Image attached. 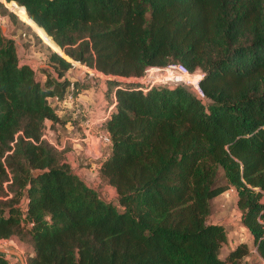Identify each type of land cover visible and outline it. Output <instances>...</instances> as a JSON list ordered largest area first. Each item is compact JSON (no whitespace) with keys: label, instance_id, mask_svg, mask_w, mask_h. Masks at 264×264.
I'll return each instance as SVG.
<instances>
[{"label":"trees","instance_id":"obj_1","mask_svg":"<svg viewBox=\"0 0 264 264\" xmlns=\"http://www.w3.org/2000/svg\"><path fill=\"white\" fill-rule=\"evenodd\" d=\"M6 4L0 17L19 34L0 25V239L26 243L27 264H246L248 244L222 258L227 230L209 221L213 200L234 187L263 260L250 264H264V0ZM36 26L60 47L49 44L42 79L15 37L33 28L44 39ZM73 62L114 76L105 91L114 107L90 131L110 138L96 166L117 203L78 174L67 135L56 134L85 135L75 109L91 84L71 79ZM171 63L203 72L205 99L184 85L124 80ZM50 130L64 148L45 138ZM0 264L18 259L0 253Z\"/></svg>","mask_w":264,"mask_h":264},{"label":"rangeland","instance_id":"obj_2","mask_svg":"<svg viewBox=\"0 0 264 264\" xmlns=\"http://www.w3.org/2000/svg\"><path fill=\"white\" fill-rule=\"evenodd\" d=\"M4 2L6 4V1ZM6 6L10 11L16 13L15 11L11 10L8 4H6ZM16 14L25 24L29 25L30 22L25 18L22 12L18 11V13ZM0 25L2 26L3 31L5 32L6 35H10L12 33L19 34L16 28H14L15 26H13L12 22H10V20H8L7 18L0 17ZM26 34L27 36L24 37L21 44L24 46V48L27 46L28 50H31L30 52L32 54V57H31L32 60L40 64V65L36 64L37 67L34 66V68L37 71L38 77L42 79L45 77V75L40 67L44 68L46 66L47 64L46 62L48 60L47 54L49 53L50 48L52 47L44 39H42L39 35L36 36L35 30L33 28L32 30L27 29ZM19 37L23 38L22 35ZM77 63L80 64L79 62ZM70 74L71 76L75 78L77 77L80 79L85 78L86 80L84 81L86 84L92 85L91 83L92 81L98 82L100 80V78H96V76L94 75L90 77L86 76V74L88 73L79 67L73 68L70 71ZM102 75L105 78V80H107L108 78H114V76H108L104 73H102ZM124 80L133 82L136 79L124 78ZM57 130L58 131L56 134L60 138H62L63 135L66 134L67 135L66 138L71 139V140L67 139V143L65 145L69 148V152L74 151V153H68V156H69L70 161L74 159L75 164L77 165V167L75 166V168L77 171H80L81 169L80 166L82 164H87L85 161L88 162L87 157L90 156L88 152L85 153L87 137L72 128L58 126ZM47 134L48 136L54 139L55 135L53 131L50 130ZM76 139L78 140L75 141ZM95 145H96V149H98L99 148L98 144L96 143ZM91 156L93 158H96L94 155H91ZM100 159L101 158L97 159L95 162L99 161ZM81 162H84V163H81ZM90 185L94 186V188H96L99 191L100 196L104 200L108 202L112 201L114 203L118 202V195H117L115 188L110 187V185L105 184L103 182H97V183L90 182ZM237 200H238V193L234 187H230L226 192H224L223 194H221L220 196L216 197L213 200V209H212V214L209 217V221L213 223L222 224L226 228L227 236H228L227 243L224 244V246L222 247L221 257L225 258L229 254L230 250L233 247H235L237 244L246 243L251 248V252L244 259V262L246 264L263 262V260L257 253L253 236L249 233V231L241 223V211L238 207ZM263 201H264V197H263ZM17 241H20L17 237H13L9 239L6 247H14L16 248V250L20 251L22 254L24 255L27 254L29 250L26 248H23L22 246H19ZM8 257H10V255H8ZM18 264H21L20 260H18Z\"/></svg>","mask_w":264,"mask_h":264},{"label":"built area","instance_id":"obj_3","mask_svg":"<svg viewBox=\"0 0 264 264\" xmlns=\"http://www.w3.org/2000/svg\"><path fill=\"white\" fill-rule=\"evenodd\" d=\"M6 1V0H1ZM203 78V72L200 69L190 70L186 65L182 63H171L164 68L159 67H148L145 70V74L140 78L134 80V82L139 83L143 90H146L149 87H152L155 84H172V85H184L191 88L194 93L201 99L206 98L205 91L201 85V81ZM72 96L69 95L67 97V102L69 103ZM114 104H110L105 112V114L96 121L91 118H86L83 124L86 126L84 132L86 138V147L88 154L90 156H86L88 160L93 159L97 160L102 157L105 148L110 143V138L105 133H100L98 135H94L91 133V128L100 124L107 116L110 111L113 109ZM82 107L78 105L75 109V114L79 115L81 113ZM45 138L55 145L57 148H64V144L57 143L53 138L45 135ZM70 139V138H68ZM98 144V149H96V143ZM103 147H102V145ZM104 148L103 151L101 148ZM91 155H94L96 158H93ZM9 239H0V247H6Z\"/></svg>","mask_w":264,"mask_h":264},{"label":"crops","instance_id":"obj_4","mask_svg":"<svg viewBox=\"0 0 264 264\" xmlns=\"http://www.w3.org/2000/svg\"><path fill=\"white\" fill-rule=\"evenodd\" d=\"M10 35L14 36V33H12ZM23 39H24V37L23 38L16 37V43L18 46V53H19V56L21 58V62L22 63H29L33 67L34 66L37 67L36 64H39V63L34 62L32 60V58H31L32 54L30 52L31 50H28L27 46L24 48V46L21 44ZM76 67L82 68L84 71H86L89 74V75L86 74V76H88V77L94 75V76H96V78H100V80L98 82L92 81L91 82L92 85L88 89L83 90L79 94V98H78L79 99L78 103L81 105L82 109L84 110L86 117L91 118L92 120L97 122V120L105 114L108 106L110 105L107 103L106 98H105V91L107 88L106 80L103 77L102 73L96 69H92L88 66L78 64L77 62H73L72 69L76 68ZM69 75H70L71 79H73V80H79V81L86 80L85 78L80 79L78 77L75 78V77L71 76V74H69ZM77 140L78 139H76L75 141H77ZM103 149L104 148H101L102 151H103ZM86 150H87V147H85V153H87ZM68 153H74V151L68 152ZM68 160L70 161L69 156H68ZM73 161H74V159L72 161H70V163H71L72 167L76 170L75 166L77 167V165L75 164V161H74V163H73ZM85 162L87 164H82L80 166V168H81L80 171L76 170L78 172V174H80V176H82V178L89 185H90V182H95V183L101 182L100 177L98 175L97 166H96L97 162H95V160H93V159H90V160H88V162L87 161H85ZM110 187H112V186H110ZM17 242H18L19 246H22L23 248H26L29 251H31V248H29V246L26 243H24L22 241H17Z\"/></svg>","mask_w":264,"mask_h":264},{"label":"water","instance_id":"obj_5","mask_svg":"<svg viewBox=\"0 0 264 264\" xmlns=\"http://www.w3.org/2000/svg\"><path fill=\"white\" fill-rule=\"evenodd\" d=\"M0 253L14 256L20 260L21 264H27L23 254L14 247H0Z\"/></svg>","mask_w":264,"mask_h":264},{"label":"bare ground","instance_id":"obj_6","mask_svg":"<svg viewBox=\"0 0 264 264\" xmlns=\"http://www.w3.org/2000/svg\"><path fill=\"white\" fill-rule=\"evenodd\" d=\"M37 30L41 33V36L45 39V41L50 44L55 50L60 51V47L53 41L51 37L47 35L43 28L36 26ZM62 51V50H61Z\"/></svg>","mask_w":264,"mask_h":264}]
</instances>
